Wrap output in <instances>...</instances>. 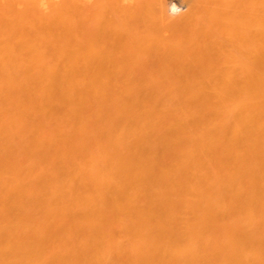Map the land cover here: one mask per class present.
I'll return each mask as SVG.
<instances>
[{
  "label": "bare ground",
  "instance_id": "6f19581e",
  "mask_svg": "<svg viewBox=\"0 0 264 264\" xmlns=\"http://www.w3.org/2000/svg\"><path fill=\"white\" fill-rule=\"evenodd\" d=\"M0 264H264V0H0Z\"/></svg>",
  "mask_w": 264,
  "mask_h": 264
},
{
  "label": "rangeland",
  "instance_id": "374dc122",
  "mask_svg": "<svg viewBox=\"0 0 264 264\" xmlns=\"http://www.w3.org/2000/svg\"><path fill=\"white\" fill-rule=\"evenodd\" d=\"M174 2L177 3V0H174ZM179 9H181V8L179 7ZM179 11H181V10H179ZM179 11H178V12H179ZM169 12H170V14L173 13L172 15H175V14H176V9H175V10H172V12H171V10H169ZM174 12H175V13H174ZM178 12H177V13H178Z\"/></svg>",
  "mask_w": 264,
  "mask_h": 264
}]
</instances>
